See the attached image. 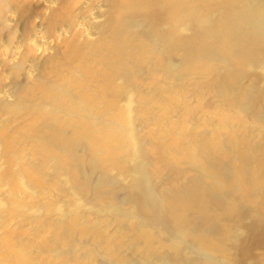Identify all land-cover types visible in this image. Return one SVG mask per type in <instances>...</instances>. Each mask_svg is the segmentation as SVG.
<instances>
[{"label": "bare ground", "instance_id": "6f19581e", "mask_svg": "<svg viewBox=\"0 0 264 264\" xmlns=\"http://www.w3.org/2000/svg\"><path fill=\"white\" fill-rule=\"evenodd\" d=\"M128 1L131 2L132 0H128ZM136 1H137L136 3H138L139 0H136ZM145 1L147 2L149 0H145ZM174 1H176V0H174ZM201 1H198V3L200 4ZM208 1H210V0H208ZM225 1L221 2V0H220V2L222 4H223V2L225 3ZM229 1L235 2V3L238 2V3L235 4L236 6L233 5V7H235V9L232 10L233 9V7H232V9H231L232 12L230 9H229L230 11H227L225 9L226 11L225 10L224 11L227 12V14L221 9L223 11V13H225L224 20L220 19V21L223 20L222 25H221V30H222L223 34H225L224 36L226 37V42H224V44L220 43L222 46L220 47V45H219L220 48H218V49H216L217 47L216 48L214 47L216 50L214 48L210 47V45L208 46V44H204V43H208V41L211 42V40H210L211 38L208 41L205 40L206 42L201 43L202 41L201 40H200L201 42L197 41L198 38L195 37L196 41L198 42V44H195V41H194L195 39L192 40V41H194V43H191V42H186L185 40L183 41V40H181V38L180 39L177 38L176 35H178V34L175 30L172 32L176 33L175 34L176 38H173L174 35L171 31L170 32L172 34H170L171 36L168 35L169 36V38H168L164 34V32L166 30L163 32V30L160 29L161 27L160 28L154 27L155 24L159 23V21H158V23L155 22L156 17H155V21H153L154 24L152 23L150 25H147L148 23H144V22H146V20H145L146 18H144V16H143L144 21H142L143 20V19H141L142 17H140L139 15L136 14L137 17L138 16L140 17L139 18L141 20L140 21L137 19H133L131 16H133L134 14H132L131 12H129V14H131V16L130 15L128 16L126 14H121V12H120L121 15L119 16V18L117 16L118 19L116 20V28H115L116 31H114V33L116 32V35L112 40V44H108V42L106 44H108L109 46L111 45V50L109 49L108 51L109 52L112 51L111 53L115 54L119 60L121 59L120 61H123L125 63V64H123V62H120L122 64L116 65V66H118V68H116L117 71H115V72H118V70L121 71V70L128 69L129 71H127V73L129 72L128 75L130 76V79H132L131 81H133L135 84L134 87H135V92H136L135 94L136 95L133 92L134 89L132 90L133 93L131 92V90L128 91V88L126 91L131 92L135 96H137V94H138V97H139L138 100L136 99L137 100L136 110L132 114V117H130L131 118V124L129 122H128L129 124H127V122L124 124V125L127 124L128 126H130V130L133 131L134 136H132L131 139H129V135H131V134L128 133V135L124 136L123 133L121 132V129L123 131V127H124V125H122L123 121L121 122V120L123 118L127 119V117H125L126 116L125 113L121 114L123 116L120 117L119 115H120V113H122V111L120 112V111H118L119 110L118 109L117 111L119 112V115L116 114L117 115V116L115 115L116 117L113 116L114 119H112L113 117L110 118L112 120L106 119L109 117L105 116L104 110L99 109L100 112L103 111V113H100L99 110L96 109V108L101 107L97 103V101L101 100L102 95L98 96V98L100 99L99 100L95 97V95H96V94H94L95 92L91 91V89H88L89 87H91L90 85L88 86V85L84 84V86H87V88H85V87L82 88V86H83L82 84L78 85V83L75 82V83H77L78 88L81 86L79 88V90L81 89L80 90L81 97H79V99L84 101V103H85V104H83L82 101L79 100L80 102L78 104L76 103V105H80V106L82 105L83 107L85 105V107H84L85 110L80 112L79 109H83V107L81 106L82 108H77V107H75L76 105L74 106L73 103L78 102V100L74 101L72 99L74 102L73 101H70V102H72L73 107L72 106H70V107H72L71 109L76 108V111H77V109L79 110L78 114H81V116L79 115V118H78V116H77L78 114H75V115L78 118L77 121L83 122V126H82L84 128L83 132L79 136L78 135H71V132L69 131L70 127L66 128V125H64L63 128H65V129L62 128L63 130H60L61 127L59 126L55 130L52 128L56 127V126H53V125H56V123L52 124V122L47 121L48 124L46 122L45 123H46V125H48V127H50L49 126L50 123L52 124L51 126H53L51 128L52 130H50V131L54 130L55 132L53 131V133L51 132L52 134L48 135V133H47L49 131V129L47 130L48 127L44 126L45 124L44 125L40 124L41 127L44 126V128H43L42 132L40 133L42 128L38 126V128L35 129L36 132H35V135L33 138L34 141L40 145V148L38 147L39 152L43 149L45 151V153L40 152L41 155L44 154V155H46V157H49L48 160H51V161L56 160V162H55L56 164L54 163L55 167H53L54 171H52V169H51L52 172H50V173H52L51 175L53 178V183L54 184L56 182L58 183L59 179L65 180L66 179L65 177L67 175H70L68 178L71 179V183L69 182L70 186H68L67 188H65V185L61 184V187H62V185L64 186L61 189H60V186L58 185L60 183L56 184L57 187L52 184V186H54L55 190L57 188L58 190H63V191L62 192H56V193L50 191L47 194L48 196L44 195L45 192H43L44 196L41 193L39 195L40 198L37 200L40 203L39 200L41 198H42V200L44 198V199H47L49 201H52L53 198L55 197V198H57L56 200L54 199V201H57L56 203L61 202V201L62 202L66 201L68 206L70 207L71 203L73 204V203L81 200V198H82V199H85V201H86L85 205L86 206L84 207L85 208L84 210L81 209L80 215H78L79 217L78 218L75 217L70 222H66L65 218H63V217L58 218V217L54 216L55 217L54 218V217H52L53 215H48V214H46L44 216L43 215L38 216V218H39L38 222H37L36 218L34 217V219L36 220V221L34 220V222L39 224V227H38L39 229L40 228L41 229L42 228H51V229H47V230L49 231V230L53 229L54 235L50 241H44L46 239L43 240V238H42V241L37 240V238L33 239L34 241L36 239L37 242L39 241V243H41V245L37 244V245H39V249L41 250V253L38 257L30 256L32 251L29 250V247L32 244H34V241H32V239L31 240L29 239L31 242L26 243V247H25L26 249L23 252L20 251V252H22V254L20 255V260L22 263H24V264H74L73 262L75 261V262H77V264H81L83 261L81 259H77L79 253L76 254L77 249L79 250V248L81 246L77 249H74L75 247H77L78 242L76 244L74 243L76 245L75 246L73 244L74 238L71 237L73 235L70 234L68 236L67 231L71 230V228H73V227L81 226V224H84L85 226H87L86 228H89V224H91L92 221L91 220L87 221V219H86V223L83 222V221H85V220H83V216L85 215L87 217V214H88V216H92L94 218L93 214H91L93 212H91L90 210L91 209L97 210V208H98V210L100 211V209L103 207L101 204H103V203L105 205L107 203L106 208H105V205L103 204L104 209L108 211L107 213H109V211H111V209L117 208L119 205L120 206H122L124 204L127 205V207H123L124 209H122L123 210L122 212H125V214H122L120 217L128 218L129 221L132 223L131 224L132 226L131 227L128 226L130 228H128L127 226H123V228H125V229H122V228H121V230L117 229L118 232L119 231H121V232L116 237L114 236V239L116 240V242H114L112 240V242H111L112 245L110 247V249H112V250H110L108 254L105 253L106 255H109L108 256L109 258L106 257L104 255V253H103V255L99 254L100 251L98 253L97 252L94 253L95 251L89 250V251H91L89 254H90V256H92V262H90L91 264H189L190 262H194V261H197L198 263L200 262L202 264H237L238 263V261H235V258H233V256L231 257V259H230V257L226 256V254L228 253L230 248H228V250H226L227 253L225 252L226 254L224 256L221 255V253H222L221 250H223L225 245L228 246V244L231 240L230 232H232V233L238 232V235H239V234H241V232H240L241 229H239V227L236 228V226L233 225L230 228V231H228V230L224 231V228H223L224 224L223 223L226 221L224 219L229 214H232L234 212H239L240 209L243 208L244 203H249V204L251 203L252 204L249 215H247V218L252 217L253 213H255L257 218H260L264 221V144H261V142L258 141V139H259L258 137H257L258 139H256L254 137V135H255V128L254 127L245 128L243 132L241 131V128H240V130L238 132V129H239V125H238L237 126L238 128L236 127L235 129H233L231 127L232 130H230L231 129L230 128L228 131L229 132V134H228L226 129L228 130L230 125H227V128H226V121L225 120L229 121L230 119H227V118H232L234 120L239 119V121H240V119L242 120V117L245 116L244 119L245 120L247 119L245 121L247 124L253 123L254 125H258L259 127H261V126L264 127V88L263 87L261 88L260 85L254 84L255 81H252V82L247 83L245 85V84H242L244 82L241 81L242 82L241 83L238 80L232 79V78L230 79L229 77L228 78L230 79V81L228 83L223 81L225 79H223V80L217 79L216 81L213 82V79H211L212 77L210 78V76H211L210 74L213 70L215 71V66H218V63L220 62V60L222 58H226L225 56H228L229 59L231 58V56H234V57L236 56V58L240 55H244V57H246V58L249 56V58L252 61L248 60L249 61L248 63L252 62V63H250L251 66H254L253 64H255L253 61H259L260 65L257 64V66H261V68H262V66H264V62H263L264 58H263V60H258V58L256 57L257 56L256 54H260V52H262L260 50L264 49V0H242V3H239V0L238 1L227 0L226 3H229ZM140 2H141L140 4L143 3L141 0H140ZM204 2H206V1L204 0ZM204 2L202 1V3H204ZM211 2H213V1H211ZM178 3L180 4L181 1ZM221 3L218 2V4L217 3H213V4H217V8L219 9V7L222 6ZM186 4H187V2H186ZM219 4H221V6H219ZM232 4H234V3H232ZM142 5L144 6V3ZM229 5H230V3H229ZM208 6L213 7L215 5H213V6L208 5ZM134 7H136V4L134 5ZM9 8H10V6L9 7L7 6L6 10L2 11L3 12L2 14H4V15H0V17H1L0 21H4V20L5 21H12L14 16H13V13H11L12 11L9 10ZM182 8L183 7H181V9ZM222 8H224V7H222ZM122 11H123V9H122ZM130 11H131V9H130ZM101 13H103V12H101ZM98 14L99 13L97 10V14L95 15L96 16L95 18H97L99 16ZM127 14H128V12H127ZM205 14H207V13H205ZM220 14H222V13L220 12ZM136 15H134V16H136ZM102 16H103V14H102ZM188 17H189V15H188ZM188 17H186V18H188ZM209 17H210V15H209ZM101 18L102 17H100V19ZM106 18H107V16H106ZM207 18H208V16H207ZM112 19L113 18H111V20ZM74 20H75V22L72 20L73 21L72 25H74L75 27L78 26L79 28H81V30H83L86 33H92V34L95 33L93 31L94 30L93 27H91V24L89 25L88 22H87L88 24H86L87 20L85 19V17L80 16L79 18H74ZM147 20H152V19H147ZM113 21H114V19H113ZM114 25H115V22H114ZM151 25H154V26H152L154 28L150 27ZM159 26H161V25H159ZM215 27H217V26H215ZM212 28H214V27H212ZM41 30H44V29H41ZM60 30L61 29H58L59 34L61 33ZM247 30H248V35L247 34H245V35H247L248 37L245 36L246 37L245 38L244 33L245 32L247 33ZM203 31H205V30H203ZM39 33L41 34L42 32L39 31ZM62 33H63V31H62ZM172 35H173V37H172ZM211 35H213V34H211ZM216 35H217V32H216L215 36ZM218 35H219V32H218ZM218 35H217V37H218ZM182 36L183 35H181V37ZM43 38L47 39V35L43 34ZM109 39H111V38H109ZM202 40H203V38H202ZM101 41H100V43H101ZM19 44H21V43H19ZM99 45H101V44H99ZM99 45L96 44V46H99ZM4 46H2V44L0 45V59H1L0 62L4 61L6 59V57H9V56H11L13 58V60H15V57H17L15 55L16 52H17V54L20 53V52L18 53V51H17L18 46L16 45V48L11 52L9 50H7V48H4ZM216 46H218V45H216ZM101 47H99V48H101ZM107 47L108 46H106V48ZM48 48H49L48 42L46 40H43L42 45L39 47V50L42 53H44ZM94 48H96V47H94ZM241 48L243 50L245 49V52L243 54L240 53V52H242ZM101 49H99V50H101ZM19 50H20V47H19ZM239 50H241V51L239 52ZM250 52H251V54H250ZM105 53H106V50H105ZM111 53H109V54L112 55ZM178 53H180L182 55H180ZM176 54L180 55L181 57L183 56L182 59L180 57V59L182 61L180 63H182V65L179 64V62H178L179 60L175 59L177 57ZM262 55H264V54H262ZM20 56H21V54H20ZM84 57H82V59ZM102 57H104V56H102ZM105 57H106V55H105ZM254 57H256V58H254ZM258 57H259V55H258ZM262 57H264V56H262ZM112 58H114V56ZM228 58H227V60H228ZM240 58H239V60H240ZM16 59H18V58H16ZM100 59H98V62H97L98 64H100L101 62H104V60H103L104 58L102 59V61H100ZM231 59H233V57ZM235 59L229 60V61L230 62L236 61ZM94 61H96V59ZM105 61H106V59H105ZM112 61L113 60H111V62L109 61V63L112 64L115 62V61H113V62ZM221 62H222V60H221ZM226 62L225 63L228 64V61H226ZM230 62H229V64H230ZM240 63H242V62L239 61V64ZM98 64H95L96 67H98ZM102 64H103V66H102ZM105 64L101 63V65H99V66H101L103 68L105 66ZM233 64L235 65V63H233ZM119 65H121V66H119ZM230 65L228 66V70H229V67L230 68L232 67ZM234 65H233V67H234ZM108 66H107V68L109 70L111 67H110V65H108ZM116 66H114V67H116ZM219 66H222V65H219ZM223 66H225V65H223ZM96 67H94L93 69L96 70L97 69ZM104 68H103V70L107 71L105 73H108V72L112 73V71H110V70L108 71L106 68L105 69ZM119 68H121V69H119ZM259 68L260 67H258V69ZM147 69L149 72L146 71ZM95 70L93 72H95ZM220 70H223V69H220ZM220 70H219V72H220ZM224 70H226V67ZM91 71H89V69H88V72L92 73ZM115 72L113 73L114 74L113 76L118 77V76H115ZM145 72H147V74L149 73V75L148 76L145 75ZM223 73H225V72L223 71ZM241 73H242V71H241ZM28 74L30 76L35 75L34 72H29ZM185 74L190 75L189 80L192 79L191 75L193 76L195 74L203 75L202 78H204V79L210 78L212 80V81L211 80L209 81V79H208L207 81H209L210 83L206 81L207 84H205V85H204L205 82H203V84H202L203 87L200 89L202 90L204 88L202 93L204 91L206 92L205 89H210L209 91H212V92L214 91V94L217 93L216 95H219L222 98V100L224 99L226 101V103H225L226 106L222 107L223 111H222V109H221V111L219 109L215 113V115L217 114L215 118L213 117L214 115L212 114V112H211V115L210 114L209 115L213 117V118L211 117L212 120L216 121V118H218V117L221 119V123H222L221 129H223V132L225 130V132H227L226 135H228L229 137H224L223 134L221 133V130L218 132L219 127L217 128V126H216L217 131L211 132L212 129H210V128H212V127H209L210 120L207 121L205 118L204 119L206 122L202 123L203 122L202 121L201 124H199L200 123V120H199V121H196V122H198L197 125L199 124L198 126L196 124H195L196 126H191L188 124V117L190 118V116L188 115V117H187V114L186 115L184 114L187 119L186 118L183 119L184 121H183V123H181V125L180 124L176 125L173 122L174 120H172V121L169 120L170 118L169 119L167 118L170 115L169 113H167V115L168 114L169 115L166 117L161 115L163 118L158 117L160 112H158L157 117H156V115H153L154 111L152 112V109L155 106L154 104H156V108H157L158 107L157 102L158 103L163 102L160 99L162 96L160 97V95H158L159 92L157 90H159V88L161 89V87H163V89L165 91L168 89V92H169V89H170V91L174 90V86L178 85V84L176 82H173V80H175V81L178 80L177 82H179V81L181 82L182 80H180V79H182V77ZM237 74H239V73H237ZM93 75H95V74H93ZM108 75H109V73H108ZM229 75H227V76H229ZM119 76H121V75H119ZM198 77H197V79H199ZM111 78L113 79V77H111ZM123 78H126V76L125 77L123 76L121 79H123ZM202 78H201V80H204ZM167 79H169V81H167ZM184 79L188 80V77L183 78V80ZM118 80H119V77H118ZM148 80H150L151 83H149ZM170 80H172V81H170ZM187 80H186V82L188 83ZM68 81H71V84L72 83L74 84V82H73L74 80H68ZM199 81H200V79H199ZM13 82H12V80H11V82L9 81V83L6 84L7 86L4 85V87H2V91L0 90V104L1 105L4 104V106L1 108L8 106L7 104H9V102H10L9 97H8V95H9L8 90L10 91L8 84L12 85ZM114 82H116V80ZM180 82H179V85H182V83H180ZM194 82H195V79H194ZM200 82H199L198 87L201 86ZM89 83H90V81H89ZM89 83H87V84H89ZM145 83L147 84L146 86H144L146 89L143 87V85H145ZM174 83H176V84H174ZM55 84L57 85L56 82H52V83H50L48 81L44 82L45 88H47V90L50 92L52 91L53 94L54 93L56 94L57 93L56 91L60 90V89L56 88ZM127 84H129V83H127ZM171 84H174V85L172 86ZM190 84H191V82H190ZM183 85H186V84H183ZM196 85H197V83H196ZM77 86L75 85V87H77ZM120 87H119V89L121 90L122 87L121 88ZM126 87L127 86H125L124 88H126ZM186 87H188V86L186 85ZM92 88L94 89L93 86H92ZM103 88L105 89V91H107V90L109 91V89L106 90L107 87L105 88V86H103ZM179 88L181 89V86H179ZM200 89H197V91ZM96 90L97 89H94V91H96ZM99 90H101V89H99ZM99 90H97V93ZM101 91H104V90L102 89ZM105 91H104V93H105ZM108 91H107V93H108ZM119 91L117 90L116 93H118ZM121 91H123V88ZM180 91H182V90H180ZM215 91H216V93H215ZM109 92L111 93V91H109ZM124 92H125V90H124ZM198 92H200V96H201L202 95L201 91H198ZM172 93L174 95V92H172ZM197 94H199V93H197ZM197 94H195V95H197ZM206 94L208 95V93H206ZM61 95L64 96L62 99H64L65 96H67L65 98L66 100L64 99V101H66V103L64 102L66 105H67V99L69 101L71 98H73V97H70V94H69V96L66 94H64V95L61 94ZM106 95H107L106 97L110 96L108 94H106ZM113 95H116V94H113ZM119 95L121 97L120 100L122 103V96L123 95H121V94H118V99L116 100L117 102L113 99L108 100L109 102L108 101L107 102L109 105L107 104L106 99L103 100L104 97L102 100H103V102H106L105 104H107L108 107L111 106L113 108V106H116V104H117V106H118V104H120V102H118ZM72 96H73V94H72ZM75 96H77V95H75ZM204 96H206V95L204 94ZM204 96H201V99ZM68 97H70V98H68ZM110 97H108V98H110ZM127 97H128V95H127ZM138 97H136V98H138ZM164 97H162V98H164ZM189 97H190V95H189ZM198 97L199 96L197 95V98ZM214 97H216V96L214 95ZM113 98H114V96H113ZM165 98H167V96ZM165 98H164V100H165ZM191 98L193 99V97H191ZM54 99H56V98H54ZM168 99H170V97H168ZM175 99L176 98H174V100ZM215 100H217V98H215ZM222 100H220V101L225 102ZM171 101H172L173 106L177 104L176 101L174 102L175 104H173V99ZM171 101L169 100L167 103L165 100V104L167 105V104H169V102L171 103ZM182 101H183V99H182ZM70 102H69V104H70ZM114 102L116 103L115 105H113ZM154 102H156V103H154ZM180 102H181V100H180ZM180 102H178V105L181 106L182 104ZM188 102H192V101H190V99H189ZM195 102H197V100H195ZM199 102L201 103L202 100ZM212 102L215 103L217 101L212 100ZM95 103H97V104H95ZM183 103H185V102H183ZM219 103H218V106L219 105L221 106V104H219ZM105 104L103 105L104 107L102 109L107 107V106L105 107ZM194 104H196V103H194ZM201 104H203V103H201ZM37 105H40V104L37 103ZM97 105L100 107H98ZM166 105H164V106H166ZM172 105H171V107H172ZM183 105L188 106V103L187 104L185 103ZM197 105H196V109L198 107L201 109L200 105H198V106ZM51 107H52V105H51ZM65 107L67 108V106H65ZM163 107H161V108L166 110ZM184 107H186V106H184ZM191 108H192L191 105L188 108L186 107V109H189V110L193 109V108L192 109ZM69 109L70 108H68L67 111ZM154 109H155V107H154ZM158 109L159 108H157V111H158ZM179 109H181V107H179ZM183 109L184 108H182V110ZM224 109L229 110V114L225 113V112H227V110H224ZM25 110H28V109L25 108ZM189 110H186V112L190 114V112H192V111L188 112ZM231 110H233V111H231ZM117 111L115 113H118ZM174 111H176V110H173V112ZM184 111H185V109H184ZM197 111L195 112V109H194L193 112H195V114L193 113V117L195 115H197L196 114V113H198ZM230 111H231V113H230ZM50 112L51 111L49 110V113ZM106 112L107 111L105 110V113ZM186 112H184V113H186ZM72 113H73V111H72ZM164 113H165V111H164ZM213 113H214V111H213ZM47 114H48V111L46 113V116H48ZM60 114H62V113L60 112ZM60 114H58V116ZM108 114H110V113H108ZM174 114H175V112H174ZM62 115L64 117V113ZM103 115L105 117H103ZM182 115L180 117H183ZM201 115H203V114H201ZM236 115H238V116H236ZM46 116L44 115L43 117H46ZM49 117L50 116H48L46 118H49ZM53 117H54V114H53ZM59 117H61V116H59ZM59 117H55V118L57 119ZM63 117L61 118V120H64V119L71 120L67 116H66V118L65 117L63 118ZM204 117H206V116H204ZM100 118H102V119L105 118V119L102 120ZM199 118L202 119L201 116L198 117V119ZM37 119H39V118H37ZM43 119H45V118H43ZM172 119H174V118H172ZM208 119H209V117H208ZM37 121H39V120H37ZM52 121H54V120H52ZM72 121L73 120H71V122ZM124 121H125V119H124ZM180 121H182V120H180ZM194 121H195V118L193 119V122ZM243 121L244 120H242V122ZM74 122H73V124H74ZM176 122L180 123L179 120H176ZM63 123L66 124V122H64V121H63ZM166 123L168 125L165 126L164 124H166ZM229 123H232V122L229 121ZM68 124H69V122H67V125ZM217 124H219V121L217 122ZM227 124H228V122H227ZM247 124L244 123V125H247ZM253 124H252V126H253ZM69 125H71V124H69ZM76 125H80V124H76ZM121 125H122V128H121ZM192 125H194V124H192ZM210 125H211V123H210ZM144 128H147V129L144 130ZM213 128H214V125H213ZM216 128H215V130H216ZM242 128H243V125H242ZM58 129L60 131H58ZM67 129H69V130L67 131ZM50 131H49V133H50ZM27 132H28V130H27ZM67 132L69 135L67 134ZM210 132H211V134H210ZM46 135L49 137L47 138ZM147 135L152 137L155 141H153V140H152L153 142L151 140L147 141V139H146ZM26 138L30 139L29 137H26ZM165 138H167L169 140L167 141V139H165ZM33 139L31 138L30 142L28 141L30 143V145H31V141H33ZM127 139L131 140V141H126ZM164 139H165V145H163ZM34 141H33V143H35ZM126 142H128V144ZM160 142H161V145H160ZM29 143H27V145H29ZM27 145H25V146H27ZM34 145L35 146L33 147V150L35 148V149H37L36 152H38V148L36 147L37 144H34ZM122 145H125V146H122ZM30 147H32V145ZM120 147H123V148L121 149ZM148 147L150 148V152L153 151V152L159 153V156L157 159H155V157L153 158V160H155V161H152L150 159L149 154H151V153L149 152ZM19 148H21V147H19ZM29 148H27V149H29ZM16 149H18V147ZM24 149H25V147H24ZM24 149L22 150V148H21L22 151H24ZM33 150H31V152L35 151V150L34 151ZM121 150H123L124 152L121 153L120 152ZM15 152H16V150H15ZM17 152H16V154H17ZM19 152H20V150H19ZM31 152H29V153L31 154ZM36 152H34V154H36ZM25 153L29 154L27 151H25ZM136 153H138L139 155L136 158H132V156L136 155ZM17 155H20V154H17ZM37 155L39 156L40 154L37 153ZM101 155H103V156H101ZM126 155H127V158H125L126 159L125 162H127L128 164L126 163L127 166L124 167L122 165H124L125 162L122 159V157L123 156L126 157ZM46 157H44V158H46ZM37 158H39V157H37ZM37 158H36V160L39 161ZM151 158H152V156H151ZM121 159L124 162V164H122V165L120 163ZM41 160L42 159H40V161ZM37 161H29L28 163H25L26 167L24 168V170L26 171V176H28V174H29L30 175V177H28L29 180L32 179V181L28 183L29 187H31V188L33 186H36L35 181L39 177H42L43 171H40L41 172L40 173L38 171V169H40L43 166V170H44V168H45L44 166L47 165V164H45V165L40 164L42 166L39 167V165H38L39 163H37ZM51 161H49V163ZM104 162H107L105 164V167H104V165L102 166V163H104ZM166 162L171 164V165H169L167 172L170 169V167L173 168L172 171H170V173L172 172L171 175L169 174V172H168V174L164 172L165 175H164V173L160 172V171H164L167 168L166 165H168V164H166ZM173 162L176 163V165ZM110 163L114 165V166L111 165V167H115V168L117 166L119 167L118 170H117L118 167L116 169L112 168L114 170L119 171L118 174L114 173L115 174L114 175L111 172V174L113 175L112 176L109 172L111 168L109 170H106ZM115 165H117V166H115ZM48 166L51 167V165H48ZM48 166H46V167H48ZM133 168L136 169V173L131 172V170L132 171L135 170ZM112 169H111V171H112ZM44 174H46V173H43V175ZM119 174H122V177L125 176V174L130 175L129 178H131V181H130V183H128V185L131 187L133 186L136 190L135 192L133 190H130V192H128V191H126V189H128V188L125 189V188H123V186H121L122 184L119 183V182H121V179L119 178L120 177ZM48 176H49V173H48ZM164 176H165V178H167L166 176H168V179H165ZM50 178H51L50 176H49V178H47V182H50V180H48ZM68 178H67V180H68ZM158 178H160V180H161V182L159 181L160 183L157 182ZM42 179H46V177H44ZM42 179H40V181ZM56 179H58V180L55 181ZM33 181H34V183H33ZM42 182L43 183L45 182L46 184H48L46 182V180L42 181ZM64 182H67V181H64ZM31 183H33L34 185H32ZM51 183H52V181H51ZM158 186H160L161 189H159ZM1 187H2V184L0 185V191L2 193H4L3 187H2V189H1ZM37 187L41 188L40 183H39V186H37ZM110 187H111V189H110ZM112 187H114V189ZM105 188H107V192L104 191ZM42 189H43V187H42ZM42 191H44V190H42ZM132 191L135 194L131 196L130 193L133 194ZM234 191H236V193L237 192L241 193V196L243 198H238V199L235 198V196L233 195ZM51 192L54 194H51ZM0 196H1V193H0ZM52 196H54V197L52 198ZM138 196H144L145 197V199H144L145 200V208L148 211H151V213H153V217L151 218V222L146 220L147 216L145 215V212L137 210L136 213H133L132 210L130 211L128 209L129 208L128 205L132 202V200H134V202H135V200H136L135 198H137ZM49 197H51L52 199L51 198L49 199ZM108 198H110L109 201H107ZM33 199H34V201H33ZM31 200L34 203L36 199L33 196L32 197L28 196L27 198H20L15 204L16 209L17 210H26V211L28 210L27 213H31V210H33V209L37 210L38 207H34V205L32 203H30ZM83 203H84V201H83ZM159 204L162 205L163 208L157 210V207ZM37 205H35V206H37ZM131 205L132 206H130V208L131 207L133 208V204H131ZM39 206H41V205L39 204ZM89 206H91V207H89ZM41 207H44V206H41ZM86 207L87 208L89 207L90 209L89 208L87 209ZM39 209H41V208H39ZM100 212L102 213L103 211H100ZM51 214H53V213H51ZM119 214L117 213V215H119ZM164 215H166V216H164ZM163 216L166 219V222L168 221V219H172L174 224H171L172 226L167 227L169 224L166 225V223L162 222L163 220L161 221V217H163ZM241 216H243V215H241ZM27 217H28V219L33 220L32 217H31L32 219L29 218L28 215H27ZM115 217H113V222L115 220ZM239 217H240V215H239ZM108 218L106 217V220L107 221L109 220V222H107V223H112V219L110 221V217H108ZM240 219H242V217L238 218V221H241ZM30 220H28V221H30ZM89 221H91V222H89ZM117 221L119 222V220H117ZM242 222H243V220H242ZM242 222H238V223H241V224H239L240 226L243 225ZM103 223H105V221L102 220V222L100 223V226L101 225L103 226L104 225ZM121 223L122 222H119V224H121ZM94 224H92L90 227H94L96 225V224L95 225ZM113 224H115V222ZM110 225H112V224H110ZM222 225H223V227H222ZM236 225H238V224H236ZM85 226H82V228L86 229ZM96 226H98V223ZM96 226H95V228L97 229ZM105 226H107L106 223H105L104 227ZM120 226L121 225H118V228ZM95 228H93L92 230H94ZM111 228H110V231H111ZM84 229H82V230H84ZM90 229L91 228L86 229V230H89V232H87V233L91 232ZM104 229H105V231H104L105 233L104 232L103 233L106 235V231L108 229V226H107V228L105 227ZM86 230H84L83 236H85ZM101 230H102V228H101ZM41 231L43 232V230H41ZM75 231H73V232H75ZM37 232H38V230H37ZM78 232H81V231H78ZM94 232L93 233L91 232V233L93 234V236H95L93 238L95 240V238H97L96 236H98V234L94 235ZM258 232H259V230H258ZM96 233H99V230H97ZM103 233H102V236H104ZM114 233H116V232H114ZM92 234H91V236H89L87 234L88 237H87V235L85 237L90 238V237H92ZM113 235L114 234L112 233V236ZM255 236H256V234H255ZM69 239H71L72 241L71 242L68 241ZM109 239H111V236ZM29 240H27V241H29ZM102 240H103V243H104V240L108 241V239H106V238L105 239L102 238ZM69 242H70V244H69ZM92 242H93V240H92ZM109 242H110V240H109ZM109 242H107V243H109ZM79 244H82L83 246L85 245L82 242H80ZM101 245H102L101 246V248H102L103 244L101 243ZM62 246L63 247L66 246V247L63 249ZM86 246H88V245H85L84 248H87ZM105 246H106V244H105ZM107 246H109V245L107 244ZM61 247L63 249L62 252L66 254V256H64V257L62 256L63 258H59V256H58L59 254H58V252H56L57 250H60L59 248H61ZM129 248H131L132 251L130 249V252H129ZM69 249H71V250H69ZM19 250L20 249H18V251ZM21 250H22V248H21ZM33 252H36V251H33ZM38 252H40V251H38ZM49 252H50V254H49ZM55 253H57L58 255H56ZM229 253L232 254V252H229ZM80 254H82V253L80 252ZM34 255H35V253H34ZM85 256L83 258L84 262L87 260L88 261L91 260V259H87V258H89L88 256L85 260ZM79 260H81L82 262L80 261V263H79ZM88 261H87V264H88ZM260 263L264 264V259L262 262L260 261Z\"/></svg>", "mask_w": 264, "mask_h": 264}, {"label": "rangeland", "instance_id": "374dc122", "mask_svg": "<svg viewBox=\"0 0 264 264\" xmlns=\"http://www.w3.org/2000/svg\"><path fill=\"white\" fill-rule=\"evenodd\" d=\"M132 1L129 2L128 0H0V13H1L0 15H4V14H2L3 13L2 11H5L6 7L10 6L9 10L12 11L11 13H13V16H14L12 21H5V20L4 21H0V45L1 44H2V46L5 45L4 48H7V50H9L10 52L13 51L16 48V45H17L18 46L17 51H18V53L20 52L19 54H17V52H16L15 55L17 57H15V60H13V58L11 56H9V57H6V59L4 61L0 62V90L2 91V87H4V85L9 83V81L10 82H11V80H12V82L14 81L12 83V85L8 84L9 89H10V91L8 90V93H9L8 97H9V100H10L9 104H7L8 106H6L4 108H1V107L4 106V104L3 105L0 104V185L2 184L3 192H4V193H2L0 191V193H1V196H0V264H24L20 260V255L26 249L25 248L26 247V243L31 242L30 241L31 239H32V241H34L33 240L34 238H37V240H40V241H42V238H43V240L46 239L44 241H50L53 238V235H54L53 234V229L49 230V231L47 229H51V228H42V229L40 228L39 229L38 228L39 224L34 222V220H35L34 217L36 218V220L38 222V220H39L38 216H40V215L44 216V215L48 214V215H53L52 217H54V216H56L58 218L63 217V218H65L66 222H70L75 217L76 218L79 217L78 215H80L81 209H83V210L85 209L84 207L86 206L85 205L86 201H85V199H82V198H81V200H79V201H77V202H75L73 204L71 203V205L69 204L70 207L68 206L66 201H63V202L61 201V202L56 203L57 201H54V199L56 200L57 198H55L54 196H52V198L54 197L52 201H49V200L44 199V198L42 200V198H41L39 200L40 203L38 202L37 199L40 198L39 195L41 193L43 195V192H45L44 195H47L48 192H50V191L55 192V193L63 191V190H58L57 188L55 190L54 186H52V184L57 187L56 184L60 183V184H58L60 186V189L62 187H64L63 185H65V188H67L68 186H70L69 184L71 183V179L68 178L70 175H67L65 177L66 178L65 180L64 179L63 180L62 179H59V180L56 179L55 181L58 180L59 182L58 183L56 182L55 184L53 183V178H52V175H51L52 173H50V172L54 171L53 167H55L54 163L56 162V160L55 161L54 160L51 161V160H48L49 157H46V155H44V154L41 155L40 152L45 153V151H44V149L41 150L42 149L41 148L40 149L41 151L39 152L40 145L37 142H35L34 139H33L34 135H35V132H36L35 129L38 128V126L41 127L40 124H43V125L45 124L44 126L48 127V125H46V123L48 124V122H52V124L56 123V125H53V126H56V127L51 126L52 124L50 123V125H49L50 127L47 128V130L49 129V131L52 130V129L56 130L59 126L61 127L60 130H63V129H65V128H63L64 125H66V128L70 127V130L67 129V131L69 130L71 132V135H78L79 136L83 132V130H84V128L82 127L83 126V122H80V121H77V120L79 118V115L81 116V114H78L79 110H80V112L84 111L85 110V108H84L85 105H84V107L81 105L83 107V109H79V110L77 109V111H76V108L75 109L74 108L71 109L73 107L72 106L73 104L75 106L76 103L78 104L80 101H82V100L79 99V97H81V94H80L81 93L80 92L81 89L79 90V88L81 86L78 88L77 83H78V85L82 84L83 85L82 88H84V87L87 88V86H84V84L88 85V86L90 85L91 87H89L88 89H91V91L95 92L94 94L97 95V96L95 95V97L97 99H99L98 96L102 95V98L100 97L101 100L99 99L100 101H97V103L101 107L97 105L100 108H96V109L104 110L105 116L109 117V118H106V119H110L113 116H115L116 114L119 115L118 111H120V112L122 111V113H120L119 116L122 117L123 115H121V114L125 113V115H126L125 117H127V119L126 118H123V119L121 118L122 119L121 122L123 121L122 125H124L126 122H127V124H129V123L131 124V118L130 117H132V114L136 110V102L139 99L138 94H137V96H135L136 95L135 94L136 93L135 92V87H134L135 84H134L133 81H131L132 79H130V76L128 75L129 72L127 73V71H129L128 69L121 70V71L118 70V72H115V71H117L116 68H118V66H116V65L122 64L120 62H123V61H120L121 59L119 60L115 54L111 53L112 51H110V52L108 51L109 49L111 50V45L109 46L108 44H112V40H113V38L116 35V32L114 33V31H116V29H115L116 28V20L119 18V16L121 14H126L128 16L129 15L131 16V14H129V12H131L134 15L137 14L140 17H142L141 18V19H143L142 21H144V18H146L145 19L146 22H144V23H148L147 25H150L152 23L154 24L153 21H155V17H156V21L155 22L158 23V21H159V23L155 24V26L151 25L150 27H152V26L158 27V28L161 27L160 29L163 30V32L166 30L164 32L166 37L169 38L168 35L173 33L174 37H173V35H172V37L176 38L175 37L176 33L172 32V31L175 30L177 32V34H178V35H176L177 38H179V39L181 38V40H183V41L185 40L186 42L194 43V41H195V44H198L197 41H199V42L202 41L201 43H203V42L208 41L211 38L210 39L211 42L208 41V43H204V44H208V46L210 45V47H212V48H214V47L216 48L217 47L216 49H218V48H220L222 46L221 44H224V42H226V37L224 36L225 34H223V32L221 30V25H222V21L224 20V15H225V13L227 14V12H225V11L226 10L230 11L232 9L233 5L238 3V2L235 3V2H230L229 1L230 5H231L230 6L229 3H226L227 0L226 1L225 0H221V2L225 1V3L223 2V4L220 2V0H210V1L205 0L206 2H204V0H202L204 3H202L201 0H193V1L192 0H176L177 2L174 1V0H152V1L149 0L150 2L149 1L146 2L145 0H141L144 3V6H143L142 5L143 3L140 4L141 3L140 0L138 1V3H136L137 1L134 0L133 2L136 4V7H134L135 4ZM180 1H181L182 4L178 3ZM198 1H201V3L199 4ZM211 1H213V2H211ZM236 1H238V0H236ZM186 2H187V4H186ZM218 2L222 4V6H221V4H219V6H221V7L218 6L219 9L217 8ZM206 3L208 5H210V6H213V5H215V6L209 7ZM213 3H217V4H213ZM232 3H234V4H232ZM239 3H242V0H239ZM181 7H183V8L181 9ZM222 7H224V8H222ZM122 9H123V11H122ZM130 9H131V11H130ZM221 9L223 11L226 9L224 11L225 13H223V11ZM234 9H235V7H233L232 10H234ZM97 10H98V13H99L98 15L99 16L97 15L98 17L95 18L96 17L95 15L97 14ZM232 10H231V12H232ZM101 12H103V13H101ZM120 12H121V14H120ZM127 12H128V14H127ZM220 12L222 14H220ZM205 13H207V14H205ZM102 14H103V16H102ZM208 14L210 15V17H209ZM134 15L131 16L133 19L140 20L139 16L137 17V15L136 16H134ZM188 15H189V17H188ZM80 16L85 17V19L87 20L86 24H88V23H89V25L91 24V27H93V29H94L93 31L95 33H93V34L92 33H86L83 30H81V28H79L78 26L75 27L74 25H72L73 21L75 22V20H76V19L74 20V18H79ZM106 16H107V18H106ZM117 16H118V18H117ZM143 16H144V18H143ZM207 16H208V18H207ZM100 17H102V18L100 19ZM186 17H188V18H186ZM111 18H113L114 21H113V19L111 20ZM147 19H152V20H147ZM220 19H223V20L220 21ZM114 22H115V25H114ZM159 25H161V26H159ZM215 26H217V27H215ZM154 27H152V28H154ZM212 27H214V28H212ZM41 29H44V30H41ZM58 29H61L60 30L61 31L60 34L58 32ZM203 30H205V31H203ZM39 31L42 32V33L40 34ZM62 31H63V33H62ZM216 32H217V35H218V32H219L218 37H217V35L215 36ZM43 34L47 35V39L43 38ZM211 34H213V35H211ZM245 34L248 35V30H247V33L246 32L244 33V37L245 36L248 37ZM181 35H183L184 37L183 36L181 37ZM195 37L198 38L197 41H196ZM109 38H111V39H109ZM202 38H203V40H202ZM43 40H46L48 42V44H49V48L44 53H42L39 50V47L42 45V41ZM192 40H194V41H192ZM100 41H101V43H100ZM107 42H108V44H106ZM19 43H21V44H19ZM96 44L97 45L101 44V45L96 46ZM215 44L218 45V46H216ZM219 45H220V47H219ZM106 46H108V47L106 48ZM19 47H20V50H19ZM94 47H96V48L97 47L98 48L101 47L102 49L99 48V49H101V50H99L98 48L96 49ZM105 50H106V53H105ZM241 50H242V52H240ZM241 50H239V52L241 54H243L245 52V49L243 50L241 48ZM260 51H262V52H260V54H256L257 55L256 57L258 58V60H263L264 57H262V56H264V55H262V54H264V49H262ZM108 52L111 53L112 55H110ZM20 54H21V56H20ZM178 54H180V53H178ZM178 54H176L177 57L175 56L176 57L175 59L179 60L178 61L179 64L182 65V63H180V62H182L181 59L183 58V56L181 57L180 55H182V54H180V55H178ZM250 54H251V52H250ZM105 55H106L107 58L105 57ZM258 55H259V57H258ZM102 56H104V57H102ZM111 56L112 57L114 56V58H112ZM82 57H84L85 59L84 58L82 59ZM180 57H181V59H180ZM225 57L226 58H222L221 59L222 62L220 60V62L218 63V66L219 65H222V66H219V67L215 66V71L213 70L212 71L213 73L211 72V74H210L211 75L210 78L212 77L211 79H213V82L216 81L217 79L218 80L225 79L223 81L228 83L230 81V79L232 78V79L238 80L239 82H241V81L244 82V83H242V82L241 83L245 84V85L247 83L255 81L256 83L254 82V84L260 85L261 88L262 87L264 88V66H262V68H261V66H257V64L260 65L259 61H253L255 63V64H253L255 66L254 67V66H251V64H250L252 62L248 63L249 62L248 60H251L249 58V56L247 58L244 57V55H240L237 58H236V56L235 57L231 56V58L233 57V59H231V58L229 59L228 56H225ZM256 57H254V58H256ZM16 58H18V59H16ZM227 58H228V60H227ZM239 58H240V60H239ZM95 59H96V61H94ZM98 59H100V61H102V59L104 60V62H101V63H104V64L106 63L105 64L106 67L105 66L104 67L107 70H108L107 66L110 65L111 68L109 70L112 71V73L108 72L109 75H108V73H105L107 71L103 70L104 67L102 68L101 66H99V65H101V63L100 64L97 63ZM105 59H106V61H105ZM107 59L110 62H111V60H113L115 62L111 64V63H109V61ZM234 59L236 61H232V62L229 61V60H234ZM225 60L228 61V64H226L227 62ZM239 61H241L242 63L239 64ZM229 62H230L231 65L229 64ZM263 62H264V60H263ZM233 63H235V65ZM95 64H98V67H96ZM123 64H125V63L123 62ZM113 65L116 66V67H114ZM223 65H225V66H223ZM229 65L232 66L231 68L233 70L230 67H229V70H228V66ZM233 65H234V67H233ZM102 66H103V64H102ZM119 66H121V65H119ZM94 67H96L98 70L97 69L96 70L93 69ZM225 67H226V70H224ZM258 67H260L261 69L260 68L258 69ZM88 69H89V71L92 70L91 72L93 74H95L96 76L93 75L92 73L88 72ZM119 69H121V68H119ZM220 69H223V70H220ZM94 70H95V72H93ZM219 70H220V72H219ZM146 71L149 72L148 69ZM223 71L225 73H223ZM241 71H242V73H241ZM27 72L28 73L29 72H34L35 75L34 76H30ZM114 72H115V76L119 77V80H118V77H114L113 76ZM147 72H145V75L148 76L149 73L147 74ZM237 73H239V74H237ZM226 74L227 75L230 74L231 76L230 75L227 76ZM119 75H121V76H119ZM199 75L200 74H195L193 76L191 75L193 80L192 79L189 80L190 79L189 78L190 75H186L185 74L182 77V79H180L183 82L179 81L180 83H182V85H179V82H177L178 80L175 81V80L172 79L173 82H176L178 85H175L176 87L174 86V90L170 91V89H169V92H168V89L165 91L163 89V87H161V89L159 88V90H157V91L159 92L158 95H160V97L161 96L162 97H164V96L166 97L167 96V98L164 97L167 103H168L169 100L171 101L173 99V104H175L174 103L175 101H176L177 104L173 106L172 105V101H171V103L169 102V104L166 105L164 98L161 97L160 99L163 102L158 103L156 101L157 102V106H158L157 108H159V109L157 111L156 104H154L155 105L154 106L155 109H154V107L152 109V112L154 111L153 115H156V117H157L158 112H160L158 117H162V116L166 117V116H168L170 114L171 116L169 115L167 118L168 119L170 118L169 120H171V121L174 120L173 122L176 125H179V124L181 125V123H183V121H184L183 119L186 118V116H185L186 114H187V117H188V115L190 116V118L188 117V124L191 125V126H196L197 123H198L196 121H199V120H200L199 124H201L202 121H203L202 123L206 122L205 119L207 121L210 120L211 125L209 123V127H212V128H210V129H212L211 132L217 131V128L219 127L218 132L221 130V133L223 134L224 137H229L226 134H227V132L229 131V129L231 127L233 129H235L239 125L238 132H239L240 128H241V131L243 132L245 128L254 127L255 128L254 137L256 139L259 138L258 141H260L261 144H264V134H263L264 133V127L263 126L259 127L258 125H254L253 123H250V124L248 123L247 124L245 122L247 119L245 120L244 119L245 116H243V115H242L243 116L242 120H244L243 122L245 124H247V125H244V123L242 122L241 119L239 121V119H235L234 120L232 118H227V119H230L229 121L232 122V123H229V121L225 120L226 121V128H227V125H230V127L228 128V130L225 128L227 132H225V130H224L225 133L223 132V129H221V125H222L221 119L219 117L216 118V121L217 122L219 121V124L221 123L219 125V124H217V122L215 120H212V118L216 117L217 114L215 115V113L219 109H220V111H221V109L223 111L222 107L226 106V104H225L226 101L224 99L222 100V98L219 95H216L217 94L216 91H215L216 94H214V91L212 92V91H209L210 89H205L206 92L204 91L202 93L204 88L202 90L200 88L203 87V85H202L203 82H205L204 83V85H205V84H207L206 81L208 79L210 81L211 79L210 78H208V79L205 78L204 79V78H202L203 75H200V76ZM123 76L124 77L126 76V78L121 79ZM111 77H113L114 80ZM187 77H188V80L184 79L185 80L184 81L183 78H187ZM197 77L200 79L201 82L199 81V79H197ZM201 78L204 79L205 81L201 80ZM194 79H195V82H194ZM68 80H74L73 81L74 84L73 83L71 84V81H68ZM115 80H116V82H114ZM172 80H170V81H172ZM186 80L188 81V83L186 82ZM45 81H48L50 83L56 82L57 83V85L55 84L56 88L60 89V90L56 91L57 92L56 94L55 93L53 94L52 91L50 92V91L47 90V88H45V85H44ZM89 81H90V83H89ZM167 81H169V79H167ZM209 81H207V82H209ZM75 82H77V83H75ZM148 82L151 83L150 80H148ZM190 82H191V84H190ZM199 82H200V85H201L200 87H198L199 86ZM87 83H89V84H87ZM127 83H129V84H127ZM176 83H174V84H176ZM196 83H197V85H196ZM174 84H171V85L173 86ZM183 84H186L188 87H186V85H183ZM75 85L77 87H75ZM146 85L147 84L145 83V85H143V87L146 86ZM92 86L94 87V89H97V90H99V89L102 90L103 89L104 91H105V89L103 88V86H105V88L107 87L106 90L109 89V91H111V93L108 90H107L108 93H107V91H105V93L110 95L111 97L110 96H108L110 98L106 97L107 95L104 93V91H101V90H99L98 93H97V90L94 91ZM120 86L123 88V91H121L122 88ZM125 86H127V87L124 88ZM179 86H181V89L179 88ZM119 87L121 88V90L119 89ZM127 88H128V91L131 90V92L134 89L133 92H134L135 95L132 94L133 92L131 93V92L126 91ZM179 89L182 90L183 92L180 91ZM197 89H200L198 91H201V94H202L201 96H204V94L206 96L202 97V99H201L200 92H198ZM117 90L118 91L120 90V91L118 93H116ZM124 90H125V92H124ZM172 92H174V95H173ZM68 93L70 94V97H73V98H71L69 101L67 99V105H66L65 104L66 101H64V99L67 96H65V98L62 99L64 96H62L61 94H63V95L66 94V95L69 96ZM194 93L195 94L199 93L197 95L200 98L199 97L197 98V95H195ZM206 93H208V95ZM72 94H73V96H72ZM113 94H116V95H113ZM118 94H121L123 96L125 95L124 97L122 96V103H121V100H120L121 97L119 95L118 102H120V104H118V106H117V104L114 102L113 105L116 104V106H113V108L111 106L108 107L107 106V104L109 102L108 100H112L113 99V100L116 101L118 99ZM213 94L216 97H214ZM75 95H77V96H75ZM112 95L114 96L115 99L113 98ZM127 95H128V97H127ZM189 95H190V97H189ZM52 96L54 98H56V99H54ZM70 97H68V98H70ZM103 97H104V99H103ZM136 97H138V98H136ZM168 97H170V99H168ZM191 97H193V99ZM174 98H176V99L174 100ZM215 98H217V100H215ZM72 99L74 101L78 100V102H75V103L72 104V102H70V101H73ZM102 99L103 100L106 99V102L108 101L107 104H105L106 102H103ZM182 99H183V101H182ZM189 99L192 102H188ZM180 100H181V102H180ZM195 100H197V102H195ZM201 100H202L201 103H203V104H201L199 102ZM212 100L213 101H217L218 103L220 102L219 104H221V106L220 105L218 106V103L217 102L214 103V102H212ZM220 100L225 101V102H221ZM69 102H70V104H69ZM156 102H154V103H156ZM178 102H180L182 105L181 106L178 105ZM183 102H185L186 104L188 103V106L187 105H183V104H185ZM37 103L40 104V105H37ZM82 103L85 104L84 101H82ZM97 103H95V104H97ZM103 103L105 104V107L107 106L108 108L106 107V108L102 109L104 107ZM194 103H196V104H194ZM197 104L200 105L201 109L199 107H198L199 109L198 108L196 109V105ZM51 105H52V107H51ZM64 105L67 106V108ZM164 105H166L168 108L166 106H164ZM171 105H172V107H171ZM190 105H191V107L193 109L192 108H191L192 110H189L190 108L186 109V107L188 108V107H190ZM70 106H72V107H70ZM81 106L80 105H76L75 107L82 108ZM160 106L161 107L164 106L163 108H165L166 110L162 109ZM184 106H186V107H184ZM179 107H181V109H179ZM25 108H27L29 111L25 110ZM68 108H70L71 110L69 109L67 111ZM182 108H184L185 111H184V109L182 110ZM194 109H195V112L198 110L197 111L198 113H196L198 116L195 115L193 117V113L195 114V112H193ZM49 110L51 111L50 113L52 115L49 113ZM100 110H99V112H100ZM105 110L107 111L106 113H105ZM173 110H176V111H174L175 114H174ZM186 110H189L188 112L192 111V112H190V114L191 113L192 114L190 115L189 113L186 112ZM224 110H227V109H224ZM47 111H48L47 115L50 116L49 118H46V117H48V116H46ZM72 111H73V113H72ZM116 111L118 113H115ZM164 111H165V113H164ZM183 111L186 112V113H184ZM213 111H214V113H213ZM231 111H233V110H231ZM231 111H230V113H231ZM60 112L62 114L64 113V117L65 118L67 116V117H69V119H71L73 121L71 122V120H68V119L67 120L66 119L61 120L63 115L60 114ZM211 112L214 115L213 117L210 116ZM57 113L60 114L59 116H61V117H59ZM100 113H103V111L100 112ZM108 113H110V114H108ZM167 113H169V114L167 115ZM225 113L229 114V110H227V112H225ZM53 114H54V117H53ZM75 114H78L77 115L78 118H77V116ZM201 114H203V115H201ZM44 115L46 117H43ZM181 115L183 117H180ZM105 116L103 115V117H105ZM200 116L202 117L203 120L201 118L198 119V117H200ZM204 116H206L207 118L204 117ZM236 116H238V115H236ZM42 117L45 118V119H43ZM55 117H59V118L56 119ZM208 117H209V119H208ZM37 118H39V119H37ZM172 118H174V119H172ZM194 118H195V121L193 122ZM36 119L39 120L40 122L37 121ZM51 119L54 120V121H52ZM100 119H102V118H100ZM104 119L105 118H103L102 120H104ZM112 119H114V117ZM112 119H110V120H112ZM124 119H125V121H124ZM176 120H179L180 123L176 122ZM180 120H182V121H180ZM63 121L66 122V124H64ZM67 122H69V124H71V125L74 122V124L72 125L73 127L71 125H69V124L67 125ZM227 122H228V124H227ZM76 124H80V125H76ZM127 124L124 125L125 128L123 127V131L121 129V132L123 133L124 136L128 135V133L131 134V135H129V139H131V137L134 136V133H133V131L130 130V126H128ZM192 124H194V125H192ZM252 124H253V126H252ZM122 125H121V128H122ZM164 125L166 126L168 124L166 123ZM213 125H214V128H213ZM242 125H243V128H242ZM44 126L41 127L42 129H41L40 133L42 132ZM216 126H217V128H216ZM215 128H216V130H215ZM232 128L230 130H232ZM146 129L147 128H144V130H146ZM27 130H28V132H27ZM60 130L58 129V131H60ZM49 131L47 132L48 135L52 134L54 130L50 131V133H49ZM211 132H210V134H211ZM67 134H68V132H67ZM228 134H229V132H228ZM26 137H29L30 139H28ZM48 137L49 136H47V138ZM31 138L35 142V143H33V141H31L32 147H30L31 145L29 143ZM167 138H165V139H167ZM146 139H147V141H150V140L151 141L152 140L155 141L152 137H150L148 135L146 136ZM165 139L163 140V142H164L163 145H165ZM168 140L169 139H167V141ZM126 141H131V140L127 139ZM27 143H29V145H27ZM126 143L128 144V142H126ZM34 144H37L36 145L37 148L39 147L38 148V152H36L37 149H35V148H34L35 151L33 150V147L35 146ZM25 145H27V146H25ZM160 145H161V142H160ZM122 146H125V145H122ZM17 147H18V149H16ZM19 147H21L22 150L25 147L24 151H22L21 148H19ZM26 147L29 148V149H27ZM149 147H148V150L150 152V148ZM120 148L122 149L123 147H120ZM15 150H16V152L17 151L19 152V150H20L19 153L17 152V154H20V155H17ZM31 150L36 152V154H34V152H31ZM25 151H27L28 153L31 152V154L30 153L27 154V153H25ZM120 152L122 153L124 151L121 150ZM37 153H39L40 155L38 156ZM150 153L151 154L153 153L152 155L149 154L150 155V159L152 161H155V160H153L154 157H155V159H157L158 156H159V153H157V152H153L152 151ZM138 155L139 154L136 153V155H133L132 158H136ZM101 156H103V155H101ZM151 156H152V158H151ZM37 157H39V158L41 157L40 159H42V160L40 161V159L37 158ZM44 157H46V158H44ZM123 157H122V159L125 162L126 161L125 158H127V155H126V157H124V158ZM36 158L39 161H37ZM122 159H121V162H120L121 165L124 164ZM29 161H37V163H39L38 164L39 167L42 166V165H45V164H47L46 166L51 165V167L50 166H48V167L44 166L45 167L44 170H43V166L40 169H38L39 172L43 171L42 172V177H39V178L42 179V178L46 177V179H42L40 181V179L38 178L35 181V185L36 186H33L32 188L29 187V185H28V183L31 182L32 179L29 180L28 177H30V175L28 174V176H26V171L24 170V168L26 167L25 163H28ZM49 161H51V162L49 163ZM106 163L107 162L102 163V166L104 165V167H105ZM126 163L127 162H125V164L122 165V166H124V167L127 166L128 163L127 164ZM40 164H42V165H40ZM166 164H168V165H166L167 168L164 171H160V172L161 173L165 172L167 174L169 172V174L171 175L172 172L170 173V171H172L173 168L170 167V169L167 172V169H168L169 165H171V164H169L168 162H166ZM174 164L176 165V163H174ZM111 165H113V164L110 163L108 165L109 168L107 167L106 170H109L110 168L111 169L115 168V167H111ZM115 166H117V165H115ZM51 169H52V171H51ZM111 169L109 171L110 174H111V172H112V174H114V173L118 174L119 171H117V170L119 169V167L117 168V170L112 169V171H111ZM133 169H135V168H133ZM131 172L132 173H136V169L134 171L131 170ZM43 173H46V174L43 175ZM48 173H49V176L52 178V179L51 178L48 179V180H50V182H47V178H49ZM165 173H164V175H165ZM119 175H120L119 178L121 179V182H119V183L122 184L121 186H123V188H125V189L128 188V189H126V191H128V192H130V190H133L135 192L136 191L135 188L133 186L131 187V186L128 185V183H130V181H131V178H129L130 175L129 174H125V176H123V177H122V174H119ZM166 177L167 178H165V176H164L165 179H168V176H166ZM67 178H68V180L69 179L70 180L68 181ZM45 180H46V182L48 184H46L45 182L44 183L42 182V181H45ZM51 181H52V183H51ZM64 181H67V182H64ZM159 181L161 182L160 178H158L157 182L160 183ZM38 182L40 183V187L41 188L37 187V186H39ZM33 183H34V181H33ZM33 183H31V184L34 185ZM61 184H63L62 187H61ZM2 187H1V189H2ZM42 187H43V189H42ZM112 188L114 189V187H112ZM158 188L161 189L160 186H158ZM110 189H111V187H110ZM42 190H44V191H42ZM104 191L107 192V188H105ZM52 192H51V194H54ZM134 192H133V194L130 193V195L131 196L134 195L135 194ZM233 195L237 199L238 198H243L241 196V193H238V192L236 193V191L233 192ZM28 196L29 197L33 196L36 199L35 200L36 203L34 202L35 203L34 204L32 202V200L30 201V203H32L34 205V207H38V209L39 208H41V209H39V210L38 209L37 210L33 209V210H31V213H27L28 210L27 211L26 210H17L16 207H15L16 202L20 198H27ZM50 198L51 197H49V199ZM135 199H136L135 202H134V200H132V202L128 205L129 206L128 209L130 211L132 210L133 213H136L137 210L145 212V215L147 216L146 220L151 222V218L153 217V213H151V211H148L145 208V200H144L145 197L144 196H138ZM109 200H110V198L107 199V201H109ZM33 201H34V199H33ZM83 201H84V203H83ZM39 204L41 206H44V207L39 206ZM103 204H101L103 206L102 207L103 209L102 208L100 209V211H103L102 213L98 210V208H97V210H95V209L92 210L91 209L90 211L93 212L91 214H93L94 218L92 216H88V214H87V217L85 215L83 216V220H85V221L82 220L85 223H86V219H87V221L88 220L92 221V222L89 221V222H91V224H89V228H91L90 231L92 233L95 230L96 231L99 230L100 234L96 233V231L94 232V235L98 234V236H96L97 238H95V240L93 239L95 236H93V234L91 232L87 233V232H89V230H86V229H89V228H86L87 226H85L84 224H81V226H78V227H73V228H71V230L67 231V235L68 236L70 234L73 235V236H71V237L74 238L73 240L75 241V242L73 241V244L74 243L76 244L78 242L77 247H75L74 249H77V248H79L81 246L80 247L81 249L79 248V250L77 249V251H76V254L79 253V255H78L79 258L77 257V259H81L83 261L82 262L81 260H79V263H80V261L82 262L81 264H84V263L87 264L88 260L85 261V262L83 260L85 255H86L85 256V260H86V258L88 256L89 258H87V259H91V260L88 261V264H91L90 262H92V256H90V254H89L91 251H95L94 253H96V252L98 253L100 251L99 254L103 255V253H104V255L106 257H108L109 255H106L105 253L108 254L109 251L112 250V249H110V247L112 245L111 242H112V240L114 242H116V240L114 239V236L116 237L121 232V231L118 232V230H121V228L125 229V228H123V226H127V227L128 226H130V227L132 226L131 225L132 223L129 221L128 218L120 217L122 214H125V212H122L123 211L122 209H124L123 207H127V205H125V204L122 205V206L119 205L117 208L111 209V211H109V213H107L108 211L104 209V205L105 204L104 205ZM131 204H133V208L132 207L130 208V206H132ZM35 205H37V206H35ZM106 205H107V203H106ZM106 205H105V208H106ZM91 206H89V207H91ZM251 206H252L251 203L250 204L249 203H244L243 204V208H241L239 212H234L232 214H229L225 219L223 218L224 220L227 221V222L225 221L226 223L225 222L223 223L224 227L222 225V227L224 228V231H227V230L230 231V228L233 225H235L236 228L239 227V229H241V231H240L241 234H239V235H238V232L237 233L236 232L235 233L234 232L233 233L230 232L231 240H230V242L228 244L229 247L225 245L223 250H221L222 251L221 255L224 256L227 253L226 250H228V248H230L228 253H227L229 256L227 254H226V256L230 257V259L233 256V258H235V261H238L237 264H261L260 261L262 262L263 259H264V255H263L264 254V221L262 219H260V218H257L255 213H253L252 217H250V218L248 217L247 218V215H249ZM162 208H163V206L159 204L158 207H157V210L158 209H162ZM49 211L51 213H53V214H51ZM117 213L118 214L120 213V214L117 215ZM27 215L29 216V218L32 217L33 220L28 219ZM239 215H240V217H239ZM241 215H243V216H241ZM164 216H166V215H164ZM164 216L161 217V221L163 220L162 222L166 223V225L169 224L167 227L172 226L171 224H174L173 220L172 219H168V221L166 222V219L164 218ZM106 217L107 218L110 217V221L112 219V223H107V222H109V220L107 221ZM113 217H115L114 222H115L116 225L113 224L114 223L113 222ZM241 217H242V219H240L241 221H238V218H241ZM27 219L30 220V221H28ZM102 220L105 221V223L108 226V229L106 231V235L104 234L105 233L104 232L105 231L104 228L105 227L107 228V226L104 227L105 223H103L104 224L103 226L102 225L100 226V223L102 222ZM117 220H119V222H122V223L119 224V222ZM242 220H243V222H242ZM237 221L238 222H242L243 225L240 226L239 224H241V223H238ZM94 223L96 225L98 223V226H96ZM92 224H94L97 227V229L95 228L94 225H93L94 227H90ZM110 224H112V225H110ZM236 224H238V225H236ZM118 225H121V226L118 228ZM82 226H85L86 229L82 228ZM109 227L110 228L112 227L111 231H110ZM130 227H128V228H130ZM93 228H95V229L92 230ZM101 228H102V230L103 229L104 230L102 231ZM82 229L86 230L85 231V233H86L85 236L87 234L89 236H91V234H92V237L86 238L85 236H83L84 235V230H82ZM37 230H38V232H37ZM41 230H43V232ZM77 230L81 231V232H78ZM258 230H259V232H258ZM73 231H75V232H73ZM101 232L102 233L104 232L103 233L104 236H102ZM111 232L114 234L113 236H112ZM114 232H116L117 234L114 233ZM255 234H256V236H255ZM88 235H87V237H88ZM110 236H111V239H109ZM102 238L103 239L106 238V239H108V241L104 240V243H103ZM27 240H29V241H27ZM37 240L35 239L36 242L34 241V244H32L29 247V250L32 251L31 252L32 255L30 254V256L38 257L40 255V253H41V250L39 249V245H41V243H39V241L37 242ZM92 240H93V242H92ZM109 240H110V242H109ZM68 241L71 242L72 240L69 239ZM70 242H69V244H70ZM80 242H82L85 245H88V246H86L87 248H84L85 245L83 246L82 244H79ZM100 242L103 244L102 248H101L102 245H101ZM107 242H109V243H107ZM37 244H39V245H37ZM105 244H106V246H105ZM107 244L109 246H107ZM62 247L59 248L60 250L56 251V252H58L59 255L57 253H55L56 255L59 256V258H63L64 256H66V254L62 252L63 249L66 246H64L63 249H62ZM21 248H22V250H21ZM18 249H20V250L18 251ZM130 249L131 248H129V252H130ZM69 250H71V249H69ZM89 250H91V251H89ZM20 251H22V252H20ZM33 251H36L37 253L33 252ZM38 251H40V252H38ZM131 251H132V249H131ZM80 252L82 254H80ZM229 252H232V254L229 253ZM34 253H35V255H34ZM49 254H50V252H49ZM195 262L197 264H202L200 262L198 263L197 261L190 262L189 264H193V263L196 264ZM73 263L77 264V262H75V261Z\"/></svg>", "mask_w": 264, "mask_h": 264}]
</instances>
